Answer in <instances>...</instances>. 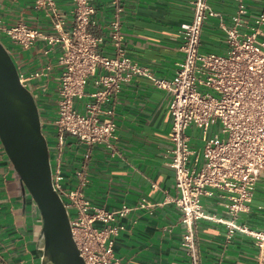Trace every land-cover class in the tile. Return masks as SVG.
Returning <instances> with one entry per match:
<instances>
[{"label":"built area","instance_id":"obj_1","mask_svg":"<svg viewBox=\"0 0 264 264\" xmlns=\"http://www.w3.org/2000/svg\"><path fill=\"white\" fill-rule=\"evenodd\" d=\"M71 1L72 11L64 15L56 0H35L34 9L46 19L49 32L24 21L8 26L0 19V42L14 58L45 44L46 59L40 68L29 74L19 69V74L36 99L54 186L69 212L86 264H121L115 243L126 227L112 224L133 211L152 215L167 203L180 211L181 248L189 264H203L197 227L201 221L224 225L228 242L236 234L253 238L264 256V231L238 222L249 211L264 178V12L250 22L248 0H235L236 11L228 23L212 0H194L193 20L179 30L182 58L175 64L176 75L165 80L128 57L121 33L122 0H110L108 39L91 32L98 23L97 0ZM210 20H216V29L224 33L225 54L202 50ZM107 40L113 56L102 52ZM53 53H58L55 61L50 59ZM137 76L151 79L155 88L171 94L172 149L167 165L175 173L176 196L161 204L143 199L135 208L107 211L85 197L90 183L85 166L74 172V187H65L66 156L73 140L87 156L104 146L112 157H123L115 144L114 105L122 86ZM192 128L200 133L199 147L192 144ZM214 196L223 199L228 219L207 212L205 201Z\"/></svg>","mask_w":264,"mask_h":264},{"label":"crops","instance_id":"obj_2","mask_svg":"<svg viewBox=\"0 0 264 264\" xmlns=\"http://www.w3.org/2000/svg\"><path fill=\"white\" fill-rule=\"evenodd\" d=\"M194 0H122L124 5L121 33L128 57L152 70L159 79L172 80L175 64L182 58L179 51V30L192 22ZM35 0H0V19L10 26L19 21L45 32L50 29L44 16L34 9ZM60 12L70 15L71 0H56ZM215 10L225 15L227 22L235 14V0H212ZM97 25L91 32L108 39V25L113 8L110 0H97ZM247 20L264 12V0H248ZM210 20L203 33L205 53L225 54L224 33ZM45 44L39 43L29 52H18L15 62L21 72L29 74L40 68ZM113 56L107 40L102 51ZM58 53H53V61ZM88 86V91H92ZM114 105L117 123L115 144L123 157H112L106 147L94 150L89 156L75 144L66 156V188L75 185L74 172L85 166L90 183L85 197L94 206L117 211L126 206L135 208L146 199L154 204L169 202L176 196L175 173L168 167L172 142L171 94L157 89L153 81L137 76L122 86ZM193 146H201L200 133L189 132ZM214 196L205 201L208 213L228 219L221 203ZM181 214L172 203L158 206L148 215L133 211L118 218L112 226H125L115 243V254L121 264H189L181 248L183 229ZM253 230L264 231V178L260 181L249 211L238 221ZM104 228V225H99ZM203 264H264V256L256 241L236 234L227 241V228L210 221L197 225ZM41 221L34 206L25 209L22 187L12 177V165L0 141V264H37L40 249Z\"/></svg>","mask_w":264,"mask_h":264},{"label":"water","instance_id":"obj_3","mask_svg":"<svg viewBox=\"0 0 264 264\" xmlns=\"http://www.w3.org/2000/svg\"><path fill=\"white\" fill-rule=\"evenodd\" d=\"M0 141L22 187L25 209L41 221L37 264H86L69 212L57 192L47 139L36 99L20 78L14 57L0 42Z\"/></svg>","mask_w":264,"mask_h":264},{"label":"rangeland","instance_id":"obj_4","mask_svg":"<svg viewBox=\"0 0 264 264\" xmlns=\"http://www.w3.org/2000/svg\"><path fill=\"white\" fill-rule=\"evenodd\" d=\"M28 211H30V207H28Z\"/></svg>","mask_w":264,"mask_h":264}]
</instances>
